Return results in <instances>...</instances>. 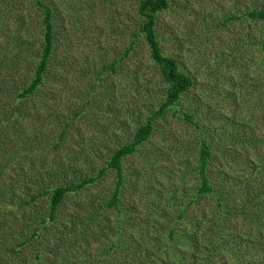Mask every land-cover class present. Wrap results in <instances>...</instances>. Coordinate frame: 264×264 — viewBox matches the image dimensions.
Instances as JSON below:
<instances>
[{
  "label": "rangeland",
  "instance_id": "obj_1",
  "mask_svg": "<svg viewBox=\"0 0 264 264\" xmlns=\"http://www.w3.org/2000/svg\"><path fill=\"white\" fill-rule=\"evenodd\" d=\"M43 1L53 8L54 53L42 87L21 98L42 56L44 11L36 0H0V180L18 182L6 192L15 190L19 197L32 189L33 177L53 187L96 176L121 145L133 140L139 126L164 102L167 89L143 35L128 53L142 19L140 0ZM170 1L171 7L158 16L159 39L194 83L154 119L150 138L123 160L122 236L144 251L154 249L152 256L160 251L163 257L169 230L180 234L194 212L203 218L213 243L217 238L227 244L219 249L220 256L209 249L196 263L238 264L239 256H257L263 244L259 240H264V226L246 225L242 216L257 210L251 201L255 192H264V125L251 116L257 117L256 103L264 94L263 86L256 92L251 86L264 78L262 47L247 48L246 57H237L233 66L221 58L229 42L244 43L248 34L261 35L264 27L247 22L241 29L236 24L241 31L235 36L216 28L222 14L242 11L248 0ZM204 133L218 147L207 171L216 190L197 195ZM116 184V171L109 169L95 184L68 196L61 217H74L75 237L90 245H65L63 255L74 250L85 256L93 246H109L103 237L106 227L121 222L107 206ZM193 197L196 204L179 220L184 203ZM40 201L34 207L38 216L49 204L48 197ZM232 211L237 216L231 226L241 232L242 246L233 247L229 235L223 238L218 231ZM143 254L145 259L151 255Z\"/></svg>",
  "mask_w": 264,
  "mask_h": 264
},
{
  "label": "trees",
  "instance_id": "obj_2",
  "mask_svg": "<svg viewBox=\"0 0 264 264\" xmlns=\"http://www.w3.org/2000/svg\"><path fill=\"white\" fill-rule=\"evenodd\" d=\"M263 1L248 0L245 9L242 11L234 9L229 16L222 14L221 18L215 21L216 28H225L230 33L228 35L235 36L238 33L235 35L234 33L240 32L247 22L261 23L264 27V4H261ZM36 2L44 11V46L39 65L35 71V77L31 84L27 85L20 93L21 98L28 97L42 87L45 75L50 66V60L54 53L55 26L53 22V8L43 0H36ZM170 4V0H140L138 12L139 15H142V19L140 20L141 23L138 29L135 30V36L132 38L133 41L128 49L129 53L137 39L140 38L139 36L143 35L149 44L151 58L158 69L159 75L162 81L167 84L164 102L156 111L149 115L144 124L139 126L134 134L133 140L124 143L114 152L109 164L104 166L96 176L86 177L77 182L60 184L53 187H45L43 178L33 177L32 180L35 181L30 183L32 189L24 197L15 196V190H13L12 194L8 195L6 192L7 189L15 188L14 185H17L18 182L14 181L12 183L1 179L0 264H197L196 262L198 260L207 255L209 249L212 253L227 246V244L222 243L216 237L214 243L211 241L212 233L207 235V231L203 228V218L197 217V214L195 213L196 215H194V212L188 217L189 225L180 234L174 228L169 230L167 239L170 242L164 244L166 253L163 257L162 255L159 256L160 251L158 252V256H152L154 249L148 247L144 251L138 244L133 246L127 243L122 236L124 215L120 206V196L122 186L125 182L123 160L128 155L134 153L141 144L150 138L155 128L154 119L164 115L170 107L176 104L181 94L189 90L194 83L191 74L182 70L179 59L168 54L162 47L159 39L158 28H162V25L158 26V16L162 11L170 8ZM186 8L187 6L184 9ZM203 22L204 20L197 24L198 28H200ZM236 24L240 25L241 29L237 28ZM262 31L263 33L261 35L255 33L248 34L247 40L244 43H237L236 40L234 41L235 37L228 36V39L234 42L232 43L231 41L223 47L228 49V51L226 57L224 55L221 59L224 61V59L226 60L228 58L227 60H230V65L233 66V63H237V57L243 58L246 51H249L247 48L253 45H260L262 47L260 64L262 65L264 75V29ZM204 33L207 34V31L203 28ZM196 37L201 40L200 33ZM203 39L205 37L202 38V41ZM237 40L239 41V39ZM258 40L261 41L260 44ZM224 41L225 39H222V42ZM252 57L253 54H251L250 58L252 59ZM117 62L115 61L112 65L115 66ZM248 66L250 67L251 65ZM255 84L251 86L256 88V92L261 86L264 87V78L260 84L259 82H255ZM260 90L262 91V89ZM255 108L259 110V113L257 117L251 113L252 119L260 121L264 125V94L260 96ZM184 115L195 127H201L190 114L184 113ZM204 134L200 149L198 170L201 177V186L197 195L211 193L216 190L215 186L210 182L207 171L218 147L209 142L206 134ZM109 169L116 171L117 184L115 192L107 203V206L112 207L121 219L120 224H113L110 227H106V232L103 237L109 240V246L100 245L102 247L98 250L93 248V246L87 251L85 256H82L74 250H68L63 255L65 250L62 247H65V245L71 247L77 245L76 243L90 245V242L83 244L84 242L81 243L75 237V231H73L74 223L72 221L74 217L71 220L62 219L61 209L64 202L71 194L82 192L91 184L98 182ZM261 194H264V192L259 194L255 192L254 199L251 201L256 205L257 210L252 211L249 209L242 214L247 221L246 225L251 227L254 225L264 226V213L260 212L261 208L264 207V198L263 201L260 199ZM45 197H48L49 204L46 207L45 214L38 216V211L34 209L35 203L39 202L41 198L45 199ZM193 204H196L194 197L184 203V209L178 215L179 220L185 218L188 209ZM235 216L237 215L233 214L232 211L223 220V227L218 229V231L222 232L223 238L229 235V243L233 244V247L234 245L242 246V241H244L241 238V232H239L238 228L231 226ZM14 219L17 222L19 221L20 227H16ZM251 230L253 229L251 228ZM259 242H263V244L257 256L249 257L246 254V257L244 255L242 259L239 256L238 264H264V240L261 239ZM143 253H151V255L145 259ZM233 253L234 251H232V255ZM220 255L221 252L219 251L217 256ZM76 256L78 257L74 259Z\"/></svg>",
  "mask_w": 264,
  "mask_h": 264
}]
</instances>
